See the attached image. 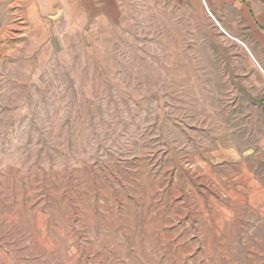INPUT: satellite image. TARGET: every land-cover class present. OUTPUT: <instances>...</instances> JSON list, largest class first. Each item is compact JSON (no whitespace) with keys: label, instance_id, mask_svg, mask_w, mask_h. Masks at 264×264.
<instances>
[{"label":"rangeland","instance_id":"1","mask_svg":"<svg viewBox=\"0 0 264 264\" xmlns=\"http://www.w3.org/2000/svg\"><path fill=\"white\" fill-rule=\"evenodd\" d=\"M237 4L264 21V0H0V264H264V86L212 66L246 50L217 33Z\"/></svg>","mask_w":264,"mask_h":264},{"label":"crops","instance_id":"2","mask_svg":"<svg viewBox=\"0 0 264 264\" xmlns=\"http://www.w3.org/2000/svg\"><path fill=\"white\" fill-rule=\"evenodd\" d=\"M238 9V14L233 16L236 22L228 23L227 19L220 18L221 27L217 33L225 43L228 40L238 41L245 46L246 50L240 45V51L235 53L234 56L225 55V57L217 56L212 66L215 68L213 74L221 77H230V81L224 82L233 85L231 91H254L252 81L255 75L259 78L257 86H264V21L260 18L253 19L250 12L253 10L248 9L243 4L234 5ZM254 13V12H253ZM255 16V15H254ZM256 17V16H255ZM227 45V44H226ZM230 45V44H228ZM252 45H257L258 51L252 50ZM261 52V53H260ZM173 64L177 67L178 75H186L187 69L195 68L189 65L188 60L184 57L174 58ZM199 70V69H196ZM195 70L193 71L194 74ZM264 91V88H261Z\"/></svg>","mask_w":264,"mask_h":264}]
</instances>
